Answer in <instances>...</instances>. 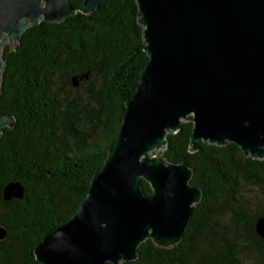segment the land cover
<instances>
[{
    "label": "trees",
    "instance_id": "1",
    "mask_svg": "<svg viewBox=\"0 0 264 264\" xmlns=\"http://www.w3.org/2000/svg\"><path fill=\"white\" fill-rule=\"evenodd\" d=\"M69 1L80 9L82 0ZM144 46L135 0H105L89 14L41 20L23 31L14 49L3 46L0 118L15 120L0 135V226L6 230L0 264H41L35 246L86 197L147 62ZM85 72L87 78L73 87L71 77ZM54 78H64L73 90L87 85L91 108H61ZM80 113H87L90 131L77 127ZM187 120L166 134L163 155L192 170L189 182L201 190V199L178 243L165 248L146 239L137 246L136 259L121 264H246V256L247 264H264V239L254 230L264 216V157H246L233 143L204 141L189 152L192 122ZM11 181L19 182L24 194L6 201L2 187ZM140 183L150 194L149 184ZM241 184L260 192L246 200Z\"/></svg>",
    "mask_w": 264,
    "mask_h": 264
},
{
    "label": "water",
    "instance_id": "2",
    "mask_svg": "<svg viewBox=\"0 0 264 264\" xmlns=\"http://www.w3.org/2000/svg\"><path fill=\"white\" fill-rule=\"evenodd\" d=\"M104 1L82 0L77 10L69 0H0V46L3 34L18 43L28 26L89 14ZM135 1L147 62L86 197L35 246L41 264H121L136 259L146 239L165 248L178 243L201 190L189 182L192 170L168 162L160 149L189 116V152L204 141L264 157V0ZM5 64L0 54V77ZM87 76H72V86ZM14 120L0 118V135ZM23 194L19 182L2 187L6 201ZM254 230L264 239V216Z\"/></svg>",
    "mask_w": 264,
    "mask_h": 264
},
{
    "label": "rangeland",
    "instance_id": "3",
    "mask_svg": "<svg viewBox=\"0 0 264 264\" xmlns=\"http://www.w3.org/2000/svg\"><path fill=\"white\" fill-rule=\"evenodd\" d=\"M4 38V44L0 46V53L2 51V48L4 45H9L13 49V45L15 46L17 42L12 39V38H5V35L3 34L1 36V39L3 40ZM10 40V41H9ZM11 42V44H10ZM64 78H61L60 80L57 78H54V91L58 92L57 96L61 105V108H63V105L65 106L66 104L72 105L74 108H76L78 111H85L91 108L92 102L88 98L87 94V85H81L78 90H73L68 88L66 85H64ZM87 113H80L78 117V122L80 123L79 126L77 127L80 130L83 131H90L91 124L88 120V117L86 115ZM191 117V116H189ZM186 120V119H185ZM184 121V120H183ZM65 140L67 143L72 144L71 138L69 136H65ZM160 150L163 151V148ZM156 150H153L152 152L149 153V156H153L156 154ZM260 190L255 189L254 187L248 186L246 184H241L240 185V193L241 197L244 199L251 200L252 197L257 196V193H259ZM219 201H222V198L220 197ZM227 216V215H226ZM246 260V264L249 263V257H244V261Z\"/></svg>",
    "mask_w": 264,
    "mask_h": 264
}]
</instances>
